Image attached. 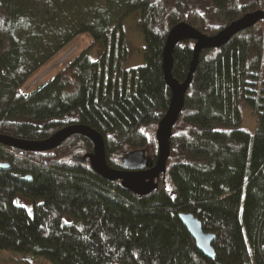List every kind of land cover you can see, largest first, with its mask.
Listing matches in <instances>:
<instances>
[{
	"label": "trees",
	"instance_id": "1",
	"mask_svg": "<svg viewBox=\"0 0 264 264\" xmlns=\"http://www.w3.org/2000/svg\"><path fill=\"white\" fill-rule=\"evenodd\" d=\"M261 7V0H0V134L39 141L67 123L103 140L108 166L141 150L156 155L154 132L169 91L161 70L168 30L184 22L205 35ZM139 11L143 62L122 69L124 17ZM89 43L29 91V77L80 34ZM103 41L95 60L90 49ZM192 40L172 51L181 82ZM119 48V49H118ZM255 108L256 132L239 127L238 104ZM169 139L156 187L123 191L72 157L92 152L71 135L57 148L20 151L0 144V250L51 264H264V27L262 21L216 49L202 50ZM28 179H24V177ZM16 194L30 211L15 204ZM214 235L205 257L178 213Z\"/></svg>",
	"mask_w": 264,
	"mask_h": 264
},
{
	"label": "water",
	"instance_id": "2",
	"mask_svg": "<svg viewBox=\"0 0 264 264\" xmlns=\"http://www.w3.org/2000/svg\"><path fill=\"white\" fill-rule=\"evenodd\" d=\"M263 19L264 13L259 9L243 14L221 27L213 35H205L184 22L176 23L168 30L161 52V70L163 80L169 91V100L154 132L156 143L154 161H150L148 157L144 156L141 150H135L121 158L120 168L110 167L105 161L101 135L90 127L78 123H67L47 138L39 141L22 140L0 134V144L20 151L43 152L57 148L71 135L83 136L90 141L92 152L86 158L72 157L73 163L85 164L88 162L91 169L103 179L109 181L117 180L123 191L131 192L135 195L146 194L156 187L155 181L165 170L166 160L170 154L169 139L172 133L171 130L182 109L184 94L197 65L199 53L205 49H216L224 45L234 34L254 26ZM183 40H192L194 44L187 73L184 79L179 82L171 75V54L175 45ZM0 168L8 169V165L0 163ZM24 179H28V177L26 176ZM178 218L193 239L196 248L205 257L212 259L214 251L211 242L214 239V235L204 232L199 220L191 213L180 212L178 213Z\"/></svg>",
	"mask_w": 264,
	"mask_h": 264
},
{
	"label": "rangeland",
	"instance_id": "3",
	"mask_svg": "<svg viewBox=\"0 0 264 264\" xmlns=\"http://www.w3.org/2000/svg\"><path fill=\"white\" fill-rule=\"evenodd\" d=\"M139 11H134L124 17L118 33H121L124 44V60L122 69L129 70L139 66L143 62V38L140 29L136 26ZM264 27V26H263ZM90 41L88 34H80L73 38L58 53H56L42 67L36 70L26 81L23 89L29 91L38 82L51 78L57 71L64 67L67 62L79 53ZM104 49L103 41H98L88 52L91 60L99 57ZM119 49V48H118ZM239 127L249 135L256 132V113L253 105L246 102L238 104ZM14 203L25 207L30 211V201L19 194L14 197ZM0 264H51L43 258L33 257L26 253L8 252L0 250Z\"/></svg>",
	"mask_w": 264,
	"mask_h": 264
},
{
	"label": "built area",
	"instance_id": "4",
	"mask_svg": "<svg viewBox=\"0 0 264 264\" xmlns=\"http://www.w3.org/2000/svg\"><path fill=\"white\" fill-rule=\"evenodd\" d=\"M260 10L264 13V0H261V7ZM262 21V25L264 26V19L261 20Z\"/></svg>",
	"mask_w": 264,
	"mask_h": 264
}]
</instances>
